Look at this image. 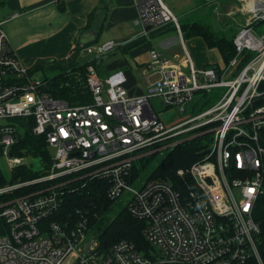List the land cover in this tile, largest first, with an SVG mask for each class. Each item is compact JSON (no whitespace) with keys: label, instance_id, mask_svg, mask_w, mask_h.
Listing matches in <instances>:
<instances>
[{"label":"built area","instance_id":"1","mask_svg":"<svg viewBox=\"0 0 264 264\" xmlns=\"http://www.w3.org/2000/svg\"><path fill=\"white\" fill-rule=\"evenodd\" d=\"M138 11L140 24L170 23L182 37L162 0H140ZM242 13L235 54L221 71L195 69L188 57L187 72L180 73L151 49L147 66L158 79L143 94L102 80L89 64L91 102L76 105L49 92V80L20 61L0 24V157H10L12 172L21 167L17 146L28 128L54 150L30 180L6 185L0 175V264H264V35L252 30L264 21V0H252ZM121 44L81 50L96 60ZM214 87L226 88L217 102L168 128L150 102L159 98L164 108L184 113L195 93ZM183 134L191 135L186 140L211 134L212 143L203 144L190 167L177 169L176 183L156 178L131 187L135 160L169 146L172 151L186 140L159 144ZM94 181L107 184L110 201L127 195L125 209L144 223L146 250L126 239L103 250L89 235L97 214L86 208L62 217L65 194ZM25 186L42 188L4 198Z\"/></svg>","mask_w":264,"mask_h":264},{"label":"crops","instance_id":"2","mask_svg":"<svg viewBox=\"0 0 264 264\" xmlns=\"http://www.w3.org/2000/svg\"><path fill=\"white\" fill-rule=\"evenodd\" d=\"M139 1L0 0V11L1 17L8 14L2 21L11 46L29 68L40 61L66 60L77 49L81 51L89 45L123 43L107 54L109 60L112 56L117 59L107 63L106 78L133 96L143 94L147 85L158 79V74L147 66L151 49L182 73L187 72L188 57L195 69H223L225 63L219 50L206 47L201 37H186L181 29L180 37L170 23L153 27L140 24ZM172 6H176L174 0ZM13 14L16 16L10 18ZM178 24L186 25L179 20ZM88 33L91 42L81 46L80 37ZM84 61L94 60L87 55ZM229 74L225 77L230 78Z\"/></svg>","mask_w":264,"mask_h":264},{"label":"trees","instance_id":"3","mask_svg":"<svg viewBox=\"0 0 264 264\" xmlns=\"http://www.w3.org/2000/svg\"><path fill=\"white\" fill-rule=\"evenodd\" d=\"M180 29L184 36H199L203 38L208 48H216L222 55L224 63H227L235 54L233 38L221 37L215 39L209 27L198 23H190L180 25ZM80 49H77L68 59L62 61L37 62L32 71L42 69L43 65L49 64L51 68H56L58 73L49 80V92L53 96L67 101L71 105L88 104L91 102V96L85 82V70L89 64L94 65L96 61L87 62L80 58ZM34 69V70H33ZM197 136L176 145L173 150L157 165L151 172L149 179H167L173 183L178 180L176 176L177 169H186L192 163L197 161L204 145ZM32 154L40 156L42 163L46 166L50 161L47 152V145L43 137L32 134L30 128L25 129L22 138L17 146V155L23 156ZM43 165V166H44ZM137 168L134 166L133 173ZM24 168H16L13 171V181H24L36 177ZM135 177V176H134ZM3 183V182H0ZM107 184L104 182H90L81 191L66 193L64 196L63 211L66 213L74 212L77 208H86L90 213L104 210L112 201L106 196ZM100 212V211H99ZM68 213V214H69ZM65 214V213H64ZM62 215L66 217L67 215ZM260 224L262 244L259 246L264 255V206L260 207ZM94 222V219L92 223ZM94 224V223H93ZM143 222L133 218L124 208L117 216L107 224L103 232L99 236V245L103 250L109 249L112 245L120 240L132 241L138 249H147L144 238L142 236Z\"/></svg>","mask_w":264,"mask_h":264},{"label":"rangeland","instance_id":"4","mask_svg":"<svg viewBox=\"0 0 264 264\" xmlns=\"http://www.w3.org/2000/svg\"><path fill=\"white\" fill-rule=\"evenodd\" d=\"M162 1L167 4L169 8H171L173 14L178 18L180 24H190L195 22L200 25L207 26L213 33V37L215 39L221 37L232 38L246 21L245 15L242 13V0H174L176 6H172V0L170 2H168V0ZM7 16L5 15L1 17L0 11V24L4 31V21H2V19L6 18ZM252 30L256 36H263L264 21L253 24ZM201 40L205 43L203 38H201ZM206 47L208 46L206 45ZM80 58L83 60L87 59L86 51H80ZM116 59L117 57L112 56L110 60L108 59L99 64H94L96 73L102 80H104L108 74V72L105 70L107 63L115 61ZM40 62H42V64L44 63L43 61ZM34 65L32 67H34ZM48 65L49 64L43 65L42 69H35L36 71H33L35 77L51 79L53 76H55L58 71L56 68H51ZM176 69H178V67ZM178 71L182 73L180 69ZM225 90V87H214L209 91L195 93L192 102L186 107L184 113H180L179 110L175 108H164L159 98H151L150 102L153 105L154 111L157 113L158 118L164 123L165 127L168 128L191 118L192 116L205 110L207 107L213 105L220 99V97H222ZM190 136L191 135L189 134H183L172 138L169 141L162 142L159 145L163 147L168 144H175L186 140ZM200 137H202L200 139L202 144L208 142L210 145L212 143L211 134ZM171 149V146L165 147L161 150H158L157 152L142 155L140 159L135 160L134 166L137 168V171H135V173L132 175V182L130 184L131 187L140 188L144 181L150 178L149 176L151 172L157 167L163 158H165L171 152ZM47 152L50 157L53 155L54 150L51 147H47ZM8 158L10 157H0V175L4 184L6 185L12 184L14 182L13 172L9 167ZM43 165L44 164L42 163L40 156H35L32 154H25L22 156L21 167L25 170H29L35 175H39L42 171H44ZM38 187L40 186H25L12 194L5 196L4 198L7 199L17 195L29 194L34 192ZM126 204L127 195L124 193L119 199L112 201L104 210L99 209L100 212H96L98 218L96 217L94 219V224L92 223L89 235L95 238V240H99V236L107 224L117 216L119 211L125 208ZM68 213H66L65 210L63 211L64 215H67Z\"/></svg>","mask_w":264,"mask_h":264},{"label":"water","instance_id":"5","mask_svg":"<svg viewBox=\"0 0 264 264\" xmlns=\"http://www.w3.org/2000/svg\"><path fill=\"white\" fill-rule=\"evenodd\" d=\"M94 34V33H93ZM93 34H91V36H93ZM93 38V37H92ZM91 42V39H90V36H89V33L88 34H86L85 36L84 35H82L81 37H80V43H81V46H84V45H86V44H88V43H90ZM109 59V56H102V57H99L98 59H97V61H96V63L97 64H99V63H101V62H104V61H106V60H108Z\"/></svg>","mask_w":264,"mask_h":264},{"label":"bare ground","instance_id":"6","mask_svg":"<svg viewBox=\"0 0 264 264\" xmlns=\"http://www.w3.org/2000/svg\"><path fill=\"white\" fill-rule=\"evenodd\" d=\"M251 3H252V0H242V4H243V9H242V11H243L244 13L247 12L248 7L251 5Z\"/></svg>","mask_w":264,"mask_h":264}]
</instances>
